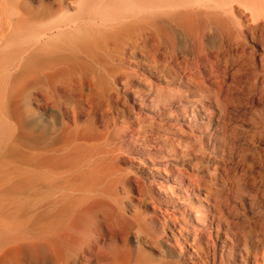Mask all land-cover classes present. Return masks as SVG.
<instances>
[{
    "label": "bare ground",
    "instance_id": "bare-ground-1",
    "mask_svg": "<svg viewBox=\"0 0 264 264\" xmlns=\"http://www.w3.org/2000/svg\"><path fill=\"white\" fill-rule=\"evenodd\" d=\"M235 2L0 0V264H264V218L231 219L211 159L187 150L226 135L244 83L222 100L211 64L158 52L168 22L197 49L213 25L253 34ZM252 120L230 125L255 146L238 151L249 187L264 162V114Z\"/></svg>",
    "mask_w": 264,
    "mask_h": 264
},
{
    "label": "rangeland",
    "instance_id": "rangeland-1",
    "mask_svg": "<svg viewBox=\"0 0 264 264\" xmlns=\"http://www.w3.org/2000/svg\"><path fill=\"white\" fill-rule=\"evenodd\" d=\"M242 1V4L239 3L240 6L239 1L235 2V5L249 15L256 28L253 34L245 28L242 18L236 13L235 17L243 22L235 23L239 37H232L213 25L210 29L214 30L207 31L201 48L197 49L185 24L175 22L169 24L168 22L163 27L164 29L167 27L166 30L163 29L165 32L161 30L163 31L161 38L164 43L159 45L158 52H160L159 56L167 59L172 66H181L186 70L191 69L193 73L200 72L207 67L211 69L213 66V70L218 72L221 77L216 89L222 100L229 97L226 96L227 93L231 92L228 88L232 86L234 80L237 83H244V88L233 93L234 97L242 98V108L235 112L229 122L230 125L244 123L248 127V124L253 121L252 118L258 119L264 114V0H262L263 2L261 0L260 2L259 0ZM254 14L256 18L250 16H254ZM155 80L160 83L163 82L162 79L155 78ZM178 85H175L176 89L181 88ZM214 95V93L206 92L199 97L207 100ZM129 102L134 103V98L129 97ZM230 125L227 127L226 135L218 134L212 138L213 141L207 134L203 137L198 135L187 138V150L192 153L205 150L211 159V173L217 178L216 196L229 198L235 211V216L231 219L250 227L258 219L264 218V178L260 176L261 172H264V162L260 159L254 160L252 168L257 174L258 182L253 186H247L242 176L243 162L239 159L238 151L239 146L251 148H255V146L249 143L250 141L244 136L234 140L232 135L235 132L231 131ZM238 132L242 134L244 131L238 129ZM260 133L261 137H259L257 148H260L264 153V124ZM214 141L216 146H214ZM233 143H236L235 147H233ZM215 163L219 164L220 168L217 172L214 170Z\"/></svg>",
    "mask_w": 264,
    "mask_h": 264
}]
</instances>
